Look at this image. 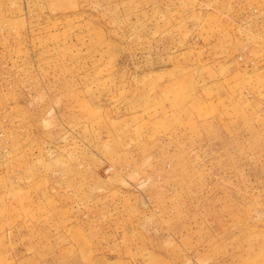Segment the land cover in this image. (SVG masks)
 I'll use <instances>...</instances> for the list:
<instances>
[{
  "label": "rangeland",
  "instance_id": "1",
  "mask_svg": "<svg viewBox=\"0 0 264 264\" xmlns=\"http://www.w3.org/2000/svg\"><path fill=\"white\" fill-rule=\"evenodd\" d=\"M0 264H264V0H0Z\"/></svg>",
  "mask_w": 264,
  "mask_h": 264
}]
</instances>
